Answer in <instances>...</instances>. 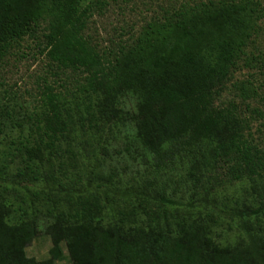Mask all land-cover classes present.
<instances>
[{"label": "trees", "instance_id": "obj_1", "mask_svg": "<svg viewBox=\"0 0 264 264\" xmlns=\"http://www.w3.org/2000/svg\"><path fill=\"white\" fill-rule=\"evenodd\" d=\"M106 4V0H0V61L11 41L41 29L50 63L86 73L69 99L46 86L39 112L0 106V264H57L66 259L65 249L73 264H264V141L261 146L245 135L255 121L264 130L263 85L261 106L246 100H231L221 107L214 103L246 52L251 20L241 12L238 0L183 3L147 22L130 47L100 53L84 29L88 18ZM251 55L245 62L255 61L257 70L264 71V55ZM249 84L239 86L243 98L258 93ZM133 89L139 100L134 138L156 165L194 157L197 182L206 198L210 191L204 177L217 180L218 170L229 184L248 180L241 186V196L233 198L231 207L226 196L219 197L216 211L208 207L207 224L182 228L173 236L165 227L167 209L147 196H137L129 209L119 208L117 216H103L106 203H101L98 192L64 195L71 212L60 210V203L45 194L44 209L54 218L45 228L52 246L44 260L28 257L25 249L36 234L39 209L33 199L3 203V178L32 183L45 178L62 185L67 178L77 183L71 176L81 174L77 163L84 158L83 137L110 123L117 125L125 93ZM107 96L118 103L110 107L115 112L110 113L115 116L112 121L102 102ZM17 160L20 166L11 173ZM32 196L41 198L35 190ZM12 206L13 211L30 215L28 219L10 218ZM92 207L98 216H92ZM218 219L227 225L237 223L233 245L212 240L209 226Z\"/></svg>", "mask_w": 264, "mask_h": 264}, {"label": "rangeland", "instance_id": "obj_2", "mask_svg": "<svg viewBox=\"0 0 264 264\" xmlns=\"http://www.w3.org/2000/svg\"><path fill=\"white\" fill-rule=\"evenodd\" d=\"M106 1L104 8L88 18L84 29L90 43L100 53L119 46L130 47L144 30L147 22L163 16L166 10L180 8L183 3L192 4L200 1L217 3L219 0ZM238 5L241 12L251 20L253 29L249 28L250 37L246 38V52L243 58L232 67L222 91L215 98L214 103L219 107L225 106L231 100L235 102L246 100L252 106H261L259 96L262 85L264 88V71L257 70L255 61H252L251 65L247 64L245 58H251L252 53L264 55V0H238ZM45 47L46 42L43 40L41 29L35 34H25L11 41L10 47L0 61V106L6 105L16 109L19 107L20 112L27 114L39 112L41 95L46 86L52 87L54 92L65 95L68 99L77 91V83L85 80L86 73L81 70L57 68L46 58ZM243 83H250L249 86L258 93L243 98L239 88ZM137 93L136 89L125 93L123 104L120 105L123 111L120 113L122 120H119L117 125L104 124L105 126L99 127L98 131H93V136L88 131L83 137L87 139V143L82 144L84 158L79 159L77 163L81 174L78 177L71 176L77 183L67 178H63V185L45 178L32 183L9 174L7 175L9 177L4 176L7 178H3V203H29L33 199L32 205L39 209V213L35 212L36 234L25 249L28 257L38 262L44 260L52 246V240L45 234V228L54 218L48 217L44 209L47 202L42 197L45 194H49L57 200L56 203H60V210L71 212V202L65 200L64 195L75 197L98 192L101 195V203H106V209L104 208L100 214L103 216L107 213L117 216L119 208L129 209L130 203H137V196H147L153 203H163L167 209L169 217L165 227L173 236L182 228L189 229L207 224L206 220L209 221L211 217L208 207L216 211V204L220 206L219 197L226 196L228 206L231 207L234 206L233 198L241 196V186L247 185L248 180L229 184L221 175V170H218L219 173L215 176H218L217 180L204 177L203 183L210 191V195H207L210 198H206L200 183L197 182L194 157H176L172 162L156 165L155 159L140 149L134 138L136 126L134 116L139 102ZM78 95L82 97L83 92ZM102 100L106 107V115L112 121L115 116H111L110 113L115 112L111 111L110 107L118 103L110 96L102 97ZM258 124L259 121L249 124L245 135L262 146L264 130L257 128ZM23 131L25 134L30 132L26 124ZM32 136L38 138L34 132ZM19 166L18 160L15 161L11 164L10 172L15 173ZM34 190L40 193L41 198L38 200L32 196ZM14 207L18 209L17 204H14ZM230 213L228 210L225 217ZM9 214L15 221L28 219L26 217L30 216L22 215L19 210L13 211V206ZM92 216H98L93 207ZM217 221L216 225L209 226L212 230V240L221 245H233L239 234L237 223L230 221L231 223L227 225L220 219ZM68 253L65 249L66 259L60 260L57 264H73L68 258Z\"/></svg>", "mask_w": 264, "mask_h": 264}]
</instances>
